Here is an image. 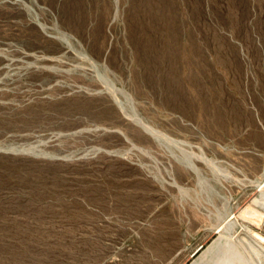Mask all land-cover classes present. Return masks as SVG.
I'll return each mask as SVG.
<instances>
[{
  "label": "rangeland",
  "instance_id": "obj_1",
  "mask_svg": "<svg viewBox=\"0 0 264 264\" xmlns=\"http://www.w3.org/2000/svg\"><path fill=\"white\" fill-rule=\"evenodd\" d=\"M262 182L264 0H0V264H264Z\"/></svg>",
  "mask_w": 264,
  "mask_h": 264
},
{
  "label": "bare ground",
  "instance_id": "obj_2",
  "mask_svg": "<svg viewBox=\"0 0 264 264\" xmlns=\"http://www.w3.org/2000/svg\"><path fill=\"white\" fill-rule=\"evenodd\" d=\"M142 125H144L142 122H140ZM144 127H145V125H144ZM153 132V135H155V136H157L158 137V135H156L157 134V131L156 130H153L152 131ZM151 133V132H150ZM165 136V135H164ZM167 137V136H166ZM258 189L260 190V192H261V194L264 192V182H262L259 186H258ZM243 255V254H242Z\"/></svg>",
  "mask_w": 264,
  "mask_h": 264
}]
</instances>
